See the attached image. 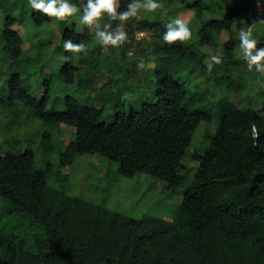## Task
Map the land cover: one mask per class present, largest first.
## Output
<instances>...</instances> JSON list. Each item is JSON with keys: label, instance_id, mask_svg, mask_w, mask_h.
I'll return each mask as SVG.
<instances>
[{"label": "trees", "instance_id": "1", "mask_svg": "<svg viewBox=\"0 0 264 264\" xmlns=\"http://www.w3.org/2000/svg\"><path fill=\"white\" fill-rule=\"evenodd\" d=\"M175 1L158 0L163 7L139 20L141 10L125 23L127 41L105 47L80 22L82 9L57 21L28 0H0V127L13 131L8 124L19 126L21 117L46 125L36 140L25 130L0 141V215L26 216L23 232L0 223L5 264H264V74L246 70L236 50L249 26L264 47V0H183L179 11ZM130 2L119 0V10ZM187 12L191 39L165 43L166 24ZM53 21L58 29L47 33ZM138 30L148 38H135ZM66 39L86 44L87 55L65 51ZM213 55L222 63L209 71L205 59ZM72 85L78 95L66 91ZM58 89L66 92L62 109L48 106ZM201 122L205 132L194 147ZM68 127L74 131L63 143ZM85 155L100 158L102 181L105 160L116 162L125 177L143 173L168 189L184 186L181 201L166 219L71 193L67 183L72 173L81 176L87 160L77 157ZM73 161L77 167L62 173Z\"/></svg>", "mask_w": 264, "mask_h": 264}, {"label": "rangeland", "instance_id": "2", "mask_svg": "<svg viewBox=\"0 0 264 264\" xmlns=\"http://www.w3.org/2000/svg\"><path fill=\"white\" fill-rule=\"evenodd\" d=\"M175 2H176L175 4H179L176 7L178 8L177 10L179 11L180 10L179 8L181 7V3H184V1L177 0ZM146 13L149 12L144 11L143 16H141L142 14L141 13L138 17L139 20L144 19L143 17L153 16L152 14H146ZM191 15H192L191 12H187L182 16V18L187 19ZM57 24L55 21L51 22L49 24L51 29H48L47 33L56 32L59 26V25L57 26ZM17 27L19 30L22 31V33L24 32V28L21 25L20 26L17 25ZM252 33H253V28H252ZM135 34L138 35L139 37L146 36V38H148V33L144 30H138L136 31ZM221 36H222L221 39H225L227 37V34L223 31ZM239 45L240 44L236 45V50L238 55L242 56V51ZM129 51H130L129 53H131V51L133 50L130 49ZM205 60L207 61L208 59L206 58ZM244 68L249 71L247 64ZM252 70H255V67H253ZM183 77L186 84L192 88L193 77L191 76V74L185 71L184 75H182L181 78ZM201 83L206 84V81L202 79ZM66 91L68 93L71 92L72 94L78 95L73 85L67 88ZM65 93L66 92L63 91L62 89H58L57 91L52 92V95L48 101V106H50V104H53L55 105L56 109L64 108L62 103V98L64 97ZM40 94H42V91ZM232 100L240 107L245 108L247 106V102L241 98L238 99L233 98ZM134 101H135L134 97L129 96L128 94L126 95L125 98L126 104L132 105ZM106 111L108 110H105L104 112ZM24 113L26 115V110H24ZM8 118L16 119L15 116L12 115L8 116ZM17 121L18 123H20L19 126L13 124L12 126L11 123L13 122L8 124L11 126L13 131L2 130V128L0 127V141L4 142V140L7 139L8 137L17 138L16 134L18 133V131L23 132L25 130H29L30 133H32L34 139L36 140L38 139L41 132V128H39V126L46 127V125L43 122H41L39 119H33L30 117L29 118L21 117ZM205 125L206 122H201L197 127V129L195 130L191 140L192 146L194 147L198 146L197 140L200 139L204 134L205 131L203 130V128L205 127ZM17 127L22 128L23 130H17ZM208 129L211 131L214 130V128L210 125H208ZM71 131H72V127L71 128L68 127V129L63 133V137L60 138V141L65 143L70 138L74 130L72 132ZM25 143H26L25 140L21 142L20 144L21 149L25 147ZM80 158H85L87 161L82 163L80 166H79L80 162H78V166H79L78 171L81 174V176L77 172L71 174L73 175L72 179L70 178L69 182L67 183L68 189L69 191H71V193L80 195L92 201L104 202L108 207L117 209L129 215L141 216L143 214H148V215L151 214L166 219L172 216L174 208L181 201V196L184 191V186H181L176 189H171V188L168 189L165 187V183L162 180L156 179L150 175L145 176L143 173L135 174L132 177H125L118 172L116 162H108L107 160H105L107 162L105 163V165L106 168H108L107 170L108 178H107V182L105 181L106 179L102 181L103 179L102 175L104 173V169L99 168L100 164L102 163L100 161V158L96 155H92V156L85 155V156L77 157V160ZM186 158L187 157L183 158V163L189 164L188 165L189 168L196 167L197 162L195 160L190 158L187 163ZM76 164L77 162L74 163L73 161V163L69 165L62 166L61 172L71 173L75 169V167H77ZM87 171H89L88 174H90L91 177L90 179L86 178ZM96 174L98 175V180L100 182L96 181L94 177V175L96 176ZM185 174H188V176H190L192 174V170L185 171ZM81 177H85V178H81ZM1 211L2 209L0 210V213ZM25 220H26L25 215H23L22 218L20 219V215L6 213V211H4V214L0 215V223L3 224V226L4 224H6L7 227L10 228L12 224H15V228H13V230L11 229V231H14L15 233L24 231ZM0 264H5L4 255L1 251V248H0Z\"/></svg>", "mask_w": 264, "mask_h": 264}, {"label": "clouds", "instance_id": "3", "mask_svg": "<svg viewBox=\"0 0 264 264\" xmlns=\"http://www.w3.org/2000/svg\"><path fill=\"white\" fill-rule=\"evenodd\" d=\"M257 2L259 3V0ZM28 3L36 12L58 20L74 17L82 9L83 14L80 16V22L90 29L94 28L97 42L105 47L109 45L117 47L127 41L125 23L137 17L141 10L155 12L163 7L158 0H131L124 11L119 10V0H86V3L80 6L71 3L70 0H28ZM105 16L110 22L119 21L120 23L113 28L110 22H102ZM189 24L190 20L188 19L179 17L171 19L166 24V30L163 33L165 43L172 45L177 42L185 43L189 41L192 36ZM134 36L139 38L136 34ZM239 41L242 57L246 61L248 69L251 71L255 67L257 72L264 74V47H257L258 40L253 38L251 26L240 30ZM63 47L65 51L87 55L88 46L84 43H73L71 39H66ZM221 63L222 58L217 55H213L205 61L209 71L212 70L214 65ZM139 66H143L142 61ZM251 136L257 140L260 136L259 129L254 122L251 124Z\"/></svg>", "mask_w": 264, "mask_h": 264}]
</instances>
